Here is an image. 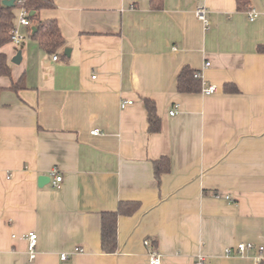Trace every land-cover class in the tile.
<instances>
[{
	"label": "crops",
	"instance_id": "crops-1",
	"mask_svg": "<svg viewBox=\"0 0 264 264\" xmlns=\"http://www.w3.org/2000/svg\"><path fill=\"white\" fill-rule=\"evenodd\" d=\"M54 3L39 17L58 25L56 54L24 27L20 47H0L11 71L0 75V264H148L151 249L161 264L264 261V0H248L253 21L236 0H163L159 11L149 0ZM183 66L217 92H177ZM162 157L170 171L158 183L152 162ZM52 169L59 186L39 187ZM121 201L140 208L119 217L116 251L105 253L101 214ZM238 244L255 248L225 254Z\"/></svg>",
	"mask_w": 264,
	"mask_h": 264
},
{
	"label": "trees",
	"instance_id": "trees-1",
	"mask_svg": "<svg viewBox=\"0 0 264 264\" xmlns=\"http://www.w3.org/2000/svg\"><path fill=\"white\" fill-rule=\"evenodd\" d=\"M0 0V47L10 43L12 31L14 30V19L19 9L28 11V19L33 33L29 28V36L47 54H56L64 45V40L55 20H41L39 14L43 10H50L55 7L54 0H14L12 7H7ZM150 9L159 11L163 8V0H149ZM248 0H236L237 11L247 10ZM195 71L189 66H183L176 76V90L183 94L199 93L201 91V80L194 77ZM0 75L10 77L11 71L7 64V57L0 54ZM20 88L19 82L12 83L11 89L17 91ZM2 89H0L1 93ZM225 93H237L238 90L233 84L226 83L223 86ZM146 110L147 132L156 134L160 131L161 121L156 112L155 103L150 99H143ZM153 171L156 180L160 182L161 175L170 171V161L162 157L154 162ZM140 208L136 201H121L113 212L101 214V250L105 253H113L117 247V222L119 217L134 215ZM151 245V244H150ZM264 264V261H259Z\"/></svg>",
	"mask_w": 264,
	"mask_h": 264
},
{
	"label": "built area",
	"instance_id": "built-area-1",
	"mask_svg": "<svg viewBox=\"0 0 264 264\" xmlns=\"http://www.w3.org/2000/svg\"><path fill=\"white\" fill-rule=\"evenodd\" d=\"M17 14L19 15V21H18V25L21 26V27H24V28H31V23L28 19V16H29V13L28 11H26L25 9H19L17 11ZM247 14V18L249 21H253L254 19H256L259 15V13L255 10V9H249L247 10L246 12ZM194 15L195 17L201 21L204 25L205 28L208 27L209 23L206 19V9L204 7H198L195 9L194 11ZM23 36L17 31V29L15 28L14 26V30L12 31V35H11V38H10V42L15 46V47H20L22 45V40H23ZM175 51V49H173ZM58 59L57 55H54L53 56V60L56 61ZM206 66H208L209 64L206 63L205 64ZM194 77L195 78H199L201 80V77H200V73L199 72H195L194 73ZM202 94H206V95H209V94H214L217 92V87L214 86V85H209V84H206L205 82H203L201 80V91H200ZM128 104H131V101H124L121 103V107H124ZM171 116L174 115V111H171L169 113ZM91 134L93 135H97L98 132L97 131H93L91 132ZM48 177L50 179H53L52 181V187L54 188H57L62 180L59 172L56 170V169H52L48 175ZM36 234L34 233H30L27 235V253H28V256H29V259L30 260H33L35 257H36V251H35V247H36ZM144 245L146 247H150V242L148 240H146L144 242ZM255 248V246H253L252 244H238L235 248L233 249H226L225 250V254L227 256H230V255H244L248 250L250 249H253ZM258 251H261L262 248L261 247H258L257 248ZM61 260H66V256L65 254H62L60 256ZM203 261V258H199L198 260V263ZM148 264H161V259H160V256L159 254L151 249L149 251V258H148Z\"/></svg>",
	"mask_w": 264,
	"mask_h": 264
},
{
	"label": "water",
	"instance_id": "water-1",
	"mask_svg": "<svg viewBox=\"0 0 264 264\" xmlns=\"http://www.w3.org/2000/svg\"><path fill=\"white\" fill-rule=\"evenodd\" d=\"M14 0H4L2 4L7 7H12ZM36 29L33 27L32 32L34 33ZM65 55L67 54V50L64 51ZM11 62L15 65H18L21 62V52H17V54L11 59ZM50 182V178L48 176H40L38 177V186L43 187L44 185Z\"/></svg>",
	"mask_w": 264,
	"mask_h": 264
},
{
	"label": "rangeland",
	"instance_id": "rangeland-1",
	"mask_svg": "<svg viewBox=\"0 0 264 264\" xmlns=\"http://www.w3.org/2000/svg\"><path fill=\"white\" fill-rule=\"evenodd\" d=\"M18 21H19V15L16 13L15 19H14V26L17 29V31L21 34L24 35V33L22 32V28L21 26L18 25ZM25 36V35H24ZM27 37H25L24 41H28V39H26Z\"/></svg>",
	"mask_w": 264,
	"mask_h": 264
}]
</instances>
